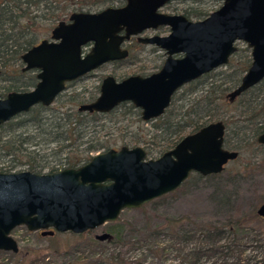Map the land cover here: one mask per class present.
<instances>
[{
	"label": "water",
	"instance_id": "obj_1",
	"mask_svg": "<svg viewBox=\"0 0 264 264\" xmlns=\"http://www.w3.org/2000/svg\"><path fill=\"white\" fill-rule=\"evenodd\" d=\"M118 7L72 12L21 55L22 71L36 70L37 83L28 91L0 94V125L33 106H47L71 82L107 61L127 55L120 44L144 28L167 26L166 36L139 39L164 51L160 68L147 76L115 81L104 76L96 98L78 111L107 113L122 102L139 110L144 122L163 114L183 85L228 63L241 42L250 63L227 94L234 101L264 79V0H220L202 19L158 10L168 0H121ZM90 43L86 53L82 47ZM179 55V56H175ZM221 121L183 135L172 148L148 158L142 146L122 145L96 152L83 164L48 173L29 170L0 172V251L17 253L11 231L24 226L42 236L81 234L114 222L123 209H135L178 188L191 173H220L238 152L223 147ZM264 145V133L255 138ZM264 219V202L255 210ZM98 240L106 234L95 236Z\"/></svg>",
	"mask_w": 264,
	"mask_h": 264
},
{
	"label": "trees",
	"instance_id": "obj_2",
	"mask_svg": "<svg viewBox=\"0 0 264 264\" xmlns=\"http://www.w3.org/2000/svg\"><path fill=\"white\" fill-rule=\"evenodd\" d=\"M60 1L1 0L2 96L11 91H26L36 84L34 72L21 71L20 57L36 43L35 37L30 36V33L38 23V18L44 16L45 20H57L59 10L63 7ZM108 2L109 0H89L85 7L79 6L76 12L96 11L108 6ZM40 11L43 13L40 14ZM207 14L203 11L196 15L197 18H203ZM184 15L189 17L187 12ZM249 62V49L245 46L237 48L226 65L180 87L172 95L163 114L146 122L140 119L139 110L128 102L118 104L107 113L80 112L77 107L95 97H85L82 92L68 95L66 102L69 106L65 109H62V102H59L60 108L35 105L29 112L19 114L0 125V154L18 161L13 160L15 164L11 167H1L0 172H11L14 168L21 167L19 170L43 173V166L37 163L39 149L36 147L41 140L45 146L61 142L57 154H62L64 149H71L76 141L87 136L91 126L103 117L123 116L125 113L133 115L137 128L144 132L143 135H139L138 131L134 133L132 142L134 145L141 144L148 158L159 156L172 148L186 133L213 121L223 123V147L237 151L248 143L256 142V136L264 133V79L245 90L234 101L228 102L226 99V94L237 85ZM93 90L96 93L97 86ZM61 96L59 94L56 100ZM49 109L52 112L43 115ZM145 123L149 125L148 128L143 126ZM30 124L34 126L36 133L21 131ZM91 134L90 139L79 143H85L82 149H79L78 144L75 145L77 153L73 158L65 157V165L50 168L47 173L79 166L96 152L110 148L107 139L97 137L93 131ZM27 143L35 148L28 150L25 146ZM221 172L207 176L191 173L188 178L219 177ZM229 200V195H220L219 201L223 204ZM261 219L254 210L215 222H196L188 217H166L161 225L135 227L129 229L128 233L121 226H116L115 221L111 225L117 229L108 230L106 239L98 240L92 230H87L81 234H71L79 241L62 251L58 248L51 252L40 249L33 251L29 248H19L17 253L0 251V264H264V219L259 230L253 226L254 223H261ZM39 235L42 236L40 233ZM94 247L99 251L96 252ZM128 251L141 252V256L128 259Z\"/></svg>",
	"mask_w": 264,
	"mask_h": 264
},
{
	"label": "rangeland",
	"instance_id": "obj_3",
	"mask_svg": "<svg viewBox=\"0 0 264 264\" xmlns=\"http://www.w3.org/2000/svg\"><path fill=\"white\" fill-rule=\"evenodd\" d=\"M87 1L89 0H61L60 5L63 7L59 8L60 10L56 9V11H60L58 18H56L57 20H45L43 19L44 16H41L38 18V23L34 26V30L30 33V36H34L36 42L42 38H47L49 30L58 20H65L69 13L78 11L79 6H84ZM116 3H118L116 0H109L108 2V4L114 5ZM220 4V0H174L170 6L164 8V11L169 13L187 12L191 20H196L198 19L196 15L198 12L206 11L209 13L219 7ZM173 6H176V11H171V7ZM42 7L44 6L42 5ZM39 13L42 14L43 12L40 11ZM236 46L242 47V43H236ZM143 50L142 55L138 54V60L135 57L136 53L131 50L126 60L119 63L107 64L92 71L88 78L70 84L61 92L62 96L58 100L55 99L49 107H59V102H62V109L67 108L69 105L66 102V98L75 92H82V95L85 97L89 95L95 96L96 93H94L93 87L106 74L114 75L118 79L119 77L138 73L139 71H154V66L159 63V59L149 55L150 47H145ZM157 54L159 55L160 53ZM50 112H52V109L45 111L43 115H48ZM137 125L134 116L130 113H125L123 116L103 117L98 123L91 126L87 136L83 137L82 140L90 139L92 136L91 131H93V134L95 133L97 137L107 139L110 148H118L122 145L131 147L134 146L132 142L134 133L137 131L139 135H143L144 133L137 128ZM143 126L149 127L146 123ZM33 127L30 124L24 126L21 131L34 134L36 132ZM40 137L42 136L40 135ZM82 140L76 141L71 149H64L62 154H57L58 145H61V142L45 146V143L41 140L40 144L36 147L39 149L37 150L39 151L37 163L43 166V173H47L50 168L65 165V157L71 159L77 153L75 145L78 144L79 149L84 147L85 143L79 144ZM136 145L141 146V144ZM25 146L28 150L35 148L29 143L25 144ZM237 151V157L224 165L219 177H206L203 179L188 178L170 193L155 198L138 208L123 209L116 219V226H121L128 233L129 229L135 227L150 228L161 225L166 217H188L196 222H215L225 220L229 216L244 215L250 210L255 211L264 202V145L256 142L248 143ZM39 157L41 158L38 160ZM22 159L24 160V158ZM13 160L16 159L10 160V158L3 157L0 154V168L11 167L15 164ZM14 169H21V167ZM222 193L230 196L228 203L223 204L219 201ZM262 222L263 220L261 219V223H254L253 226L259 230L262 227ZM112 223L106 222L93 229L92 234L99 236L106 234L112 228L117 229V227L111 225ZM39 233L30 232L24 226H19L11 231V236L17 241L19 248H29L33 251L40 249L45 252H51L54 248L62 251L79 241L70 232L54 233L51 236H40ZM94 248L96 252L99 251L98 248ZM140 253L128 251L126 256L128 259H133L134 257H140ZM162 261L164 263V260Z\"/></svg>",
	"mask_w": 264,
	"mask_h": 264
},
{
	"label": "flooded vegetation",
	"instance_id": "obj_4",
	"mask_svg": "<svg viewBox=\"0 0 264 264\" xmlns=\"http://www.w3.org/2000/svg\"><path fill=\"white\" fill-rule=\"evenodd\" d=\"M118 3H116V5H114V4H108V6H105V7H118V6H121L122 4H123V2L121 1V0H116ZM174 0H168L158 11L159 12H161V13H167V14H182V15H184V13H176V12H171V13H169V12H165L164 11V8H166V7H168V6H170V4L173 2ZM105 7H103V8H105ZM176 7V6H175ZM174 6L173 7H171V11H176L177 9L175 8ZM102 9V8H101ZM100 10V9H99ZM96 11H98V10H96ZM73 12H76V11H73ZM90 12H95V11H90ZM72 13V12H71ZM70 14V13H69ZM69 14H68V16H69ZM208 15V14H207ZM206 15V16H207ZM67 16V17H68ZM185 16V15H184ZM67 17H66V19L65 20H58L57 22H59V21H64V22H66L67 21ZM187 19H189V20H191L189 17H187V16H185ZM205 17V16H204ZM203 17V18H204ZM199 19H202V18H198V19H196V20H199ZM194 21V20H193ZM56 22V23H57ZM56 23H55V25H56ZM52 28H53V26H52ZM51 28V29H52ZM50 29V30H51ZM50 30H49V34H50ZM168 32H169V29H168V27L167 26H156V27H154V28H152V27H148V28H144L138 35H132V36H129V38L127 39V40H124L121 44H120V48L121 49H125L126 51H127V55L124 57V58H121V59H117V60H112V61H107V62H105V63H102L100 66H98L97 68H95L94 70H97V69H99V68H101V67H103V66H105V65H107V64H112V63H119V62H122V61H124V60H126L128 57H129V53H130V51L132 50V51H134L135 53H136V55H135V57H136V59L138 60V54H140V55H142L143 54V52H144V50H143V48H145V47H150V50H149V55H152L154 58H157V59H159L158 61H159V63L158 64H156L153 68L155 69L154 71H148V72H144V71H139L138 73H134V74H130V75H140V76H147V75H149V74H151V73H153V72H156L159 68H160V66H161V64H162V62H163V60H164V58H165V54H164V51L163 50H161V49H159V48H157L156 46H154V45H150V44H146V43H142L139 39H143V38H146V37H151V36H166L167 34H168ZM49 34H48V37L47 38H42V39H40L39 41H37L34 45H36V44H38L41 40H43V39H48L49 38ZM236 43H241V42H236ZM236 43H235V46H236ZM34 45H32V46H34ZM31 46V47H32ZM243 46H245L246 47V45L245 44H243L242 43V47ZM89 48H90V43L89 44H87V45H85V46H83L82 47V50H81V52L82 53H86L88 50H89ZM237 48H239V47H237L236 46V49ZM248 48V47H247ZM29 49V48H28ZM27 49V50H28ZM249 49V48H248ZM236 51V50H235ZM234 51V52H235ZM233 52V53H234ZM157 53H160L159 55L157 54ZM232 53V54H233ZM175 56H179V55H175ZM230 58V57H229ZM249 58H250V55H249ZM20 59H21V57H20ZM229 61V60H228ZM21 63H22V61H21ZM250 63V62H249ZM22 67H23V64H22ZM22 67H21V71H22ZM219 68V67H218ZM247 69V68H246ZM94 70H92V71H94ZM29 71H32V72H34L35 73V75L37 74V71L36 70H29ZM92 71H90V72H88L87 74H85V75H83V76H81V77H79V78H77V79H75V80H73V81H71V82H68V83H65V87H64V90L70 85V84H72V83H74V82H76V81H79V80H83V79H86V78H88L90 75H91V72ZM23 72V71H22ZM24 72H26V71H24ZM245 72V71H244ZM106 75H110V76H112L113 78H114V80L115 81H119V80H121V79H123V78H125V77H127V76H129V75H125V76H122V77H119L118 79L114 76V75H111V74H106ZM106 75H104V76H106ZM104 76L102 77V78H100V81L98 82V84H96L95 86H97V92H96V95H95V97H94V99L96 98V96H97V94H98V88H99V84H100V82H101V80L104 78ZM202 76V75H201ZM242 76V75H241ZM37 79V78H36ZM194 81V80H193ZM37 83V82H36ZM35 86V85H34ZM33 86V87H34ZM33 87H31L30 89H32ZM182 87V86H181ZM30 89H28V90H30ZM28 90H26V91H28ZM63 90V91H64ZM7 94V93H6ZM5 94V95H6ZM59 94H61V93H59ZM58 94V95H59ZM57 95V96H58ZM57 96H56V98H57ZM55 98V99H56ZM55 99L53 100V102L55 101ZM93 99V100H94ZM93 100H91V101H93ZM91 101H89V102H91ZM52 102V103H53ZM51 103V104H52ZM85 103H88V102H85ZM82 104H84V103H82ZM37 105H41V104H37ZM41 106H43V105H41ZM50 106V104L49 105H47V106H43V107H46V108H48ZM34 107V106H33ZM78 108V107H77ZM78 110V109H77ZM30 111V110H29ZM29 111H27V112H29ZM111 111V110H110ZM27 112H24V113H27ZM22 114V113H21ZM19 115V114H18ZM16 117V116H15ZM13 119V118H12ZM10 121V120H9ZM144 122V121H143ZM187 134V133H186ZM17 172V171H22V170H19V169H13L12 170V172Z\"/></svg>",
	"mask_w": 264,
	"mask_h": 264
}]
</instances>
